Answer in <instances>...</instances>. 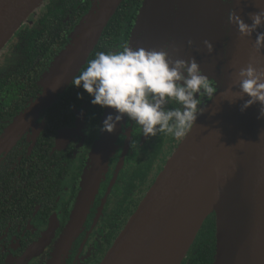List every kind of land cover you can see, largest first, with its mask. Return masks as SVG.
Masks as SVG:
<instances>
[{
    "label": "water",
    "instance_id": "95a60500",
    "mask_svg": "<svg viewBox=\"0 0 264 264\" xmlns=\"http://www.w3.org/2000/svg\"><path fill=\"white\" fill-rule=\"evenodd\" d=\"M43 1L0 0V51ZM122 1H91L41 74V93L13 119L0 145L29 127L68 88ZM261 8L264 0H143L129 43L146 49L168 44L174 58L195 57L204 74L216 78L218 90L99 264H181L212 213L213 264H264V118L257 119L258 104L241 112L243 101L224 93L250 59L264 66V48L257 53L253 46L255 34L241 37L228 13L234 10L250 23L249 13ZM205 39L213 44L211 53ZM98 167L87 174L78 210L94 189Z\"/></svg>",
    "mask_w": 264,
    "mask_h": 264
},
{
    "label": "flooded vegetation",
    "instance_id": "af4514ba",
    "mask_svg": "<svg viewBox=\"0 0 264 264\" xmlns=\"http://www.w3.org/2000/svg\"><path fill=\"white\" fill-rule=\"evenodd\" d=\"M46 1L15 33L35 27ZM142 2L134 18L121 22L115 48L129 43ZM15 33L0 51V140L41 93L43 53L28 49ZM24 63L29 67L18 71ZM78 92L69 85L29 127L0 145V264H99L182 141L163 134L146 139L131 121L100 132L107 109L91 105L86 93L78 99ZM210 101L205 97L202 104ZM97 166L94 189L78 210L87 174Z\"/></svg>",
    "mask_w": 264,
    "mask_h": 264
},
{
    "label": "clouds",
    "instance_id": "9594fccd",
    "mask_svg": "<svg viewBox=\"0 0 264 264\" xmlns=\"http://www.w3.org/2000/svg\"><path fill=\"white\" fill-rule=\"evenodd\" d=\"M227 20L241 37L255 34L253 46L260 53L264 48V8L249 13L250 23L234 10L229 11ZM202 43L207 52L213 51L208 39ZM187 44L192 46L193 41L189 39ZM173 51L177 49L173 47ZM69 83L83 90L77 93L78 99L86 93L91 105L110 109L98 126L100 132L112 133L121 121H131L146 139L163 134L183 140L205 110L202 99L212 100L218 90L217 82L204 74L195 57L174 58L168 44L146 49L128 42L96 52ZM233 86L238 90L233 91ZM224 93L243 101L241 112L258 104L257 119L264 118V66L250 59L236 71Z\"/></svg>",
    "mask_w": 264,
    "mask_h": 264
},
{
    "label": "trees",
    "instance_id": "16d2710c",
    "mask_svg": "<svg viewBox=\"0 0 264 264\" xmlns=\"http://www.w3.org/2000/svg\"><path fill=\"white\" fill-rule=\"evenodd\" d=\"M91 1L92 0H47L41 8L40 17L35 21V27L30 30L19 29L15 33L16 35H20L22 40L26 42L28 49L43 53L44 62L41 64L43 70L48 66L47 63L49 64L58 52L68 43L69 34L81 17L89 10ZM141 1L142 0L122 1L103 30L102 36L88 57V60L94 58L95 53L98 51H106L115 48L114 45L118 41L121 22L126 20V18H134L136 9ZM28 65L29 64L24 63L20 66L18 71L29 67ZM86 65L87 62L84 67H86ZM43 70L42 72L46 69ZM35 85L33 81L32 88H34ZM22 86L24 87V85ZM15 88L18 89L19 86ZM214 251L215 220L214 215H211L205 220L195 243L188 253V259L183 264H187L188 260L190 262H188V264H213Z\"/></svg>",
    "mask_w": 264,
    "mask_h": 264
}]
</instances>
